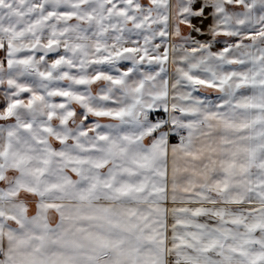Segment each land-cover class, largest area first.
<instances>
[{"label": "snow or ice", "instance_id": "6c2138e0", "mask_svg": "<svg viewBox=\"0 0 264 264\" xmlns=\"http://www.w3.org/2000/svg\"><path fill=\"white\" fill-rule=\"evenodd\" d=\"M0 264H264V0H0Z\"/></svg>", "mask_w": 264, "mask_h": 264}]
</instances>
